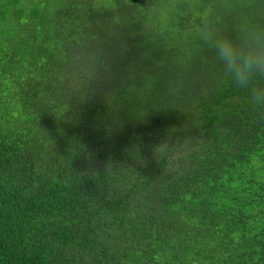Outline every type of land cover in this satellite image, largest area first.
Instances as JSON below:
<instances>
[{"label":"trees","instance_id":"16d2710c","mask_svg":"<svg viewBox=\"0 0 264 264\" xmlns=\"http://www.w3.org/2000/svg\"><path fill=\"white\" fill-rule=\"evenodd\" d=\"M205 23L264 0H0V264H264V114Z\"/></svg>","mask_w":264,"mask_h":264},{"label":"clouds","instance_id":"9594fccd","mask_svg":"<svg viewBox=\"0 0 264 264\" xmlns=\"http://www.w3.org/2000/svg\"><path fill=\"white\" fill-rule=\"evenodd\" d=\"M196 37L209 48L222 66L224 77L244 90L252 108L264 114V25L239 28L235 35L223 33L205 23L197 27ZM97 77L89 74L80 99L87 97V89Z\"/></svg>","mask_w":264,"mask_h":264}]
</instances>
